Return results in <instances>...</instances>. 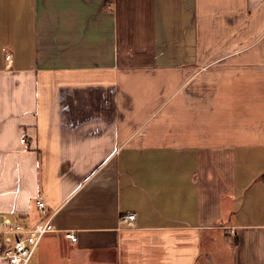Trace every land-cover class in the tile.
Wrapping results in <instances>:
<instances>
[{"label": "crops", "instance_id": "obj_1", "mask_svg": "<svg viewBox=\"0 0 264 264\" xmlns=\"http://www.w3.org/2000/svg\"><path fill=\"white\" fill-rule=\"evenodd\" d=\"M37 200L30 264H264V0H0V214Z\"/></svg>", "mask_w": 264, "mask_h": 264}, {"label": "built area", "instance_id": "obj_2", "mask_svg": "<svg viewBox=\"0 0 264 264\" xmlns=\"http://www.w3.org/2000/svg\"><path fill=\"white\" fill-rule=\"evenodd\" d=\"M6 61H11L9 53L6 54ZM37 208L40 221L35 224L0 214V264H30L42 239L56 232L53 224L55 213L50 212L42 200H37ZM135 221V214H127L121 219L128 227H133ZM64 236L71 243L77 242L74 232H65Z\"/></svg>", "mask_w": 264, "mask_h": 264}]
</instances>
